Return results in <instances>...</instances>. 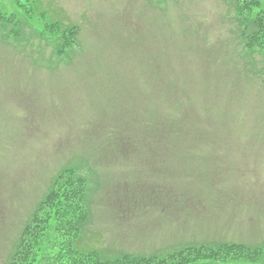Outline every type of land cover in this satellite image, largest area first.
I'll use <instances>...</instances> for the list:
<instances>
[{"label": "rangeland", "instance_id": "1", "mask_svg": "<svg viewBox=\"0 0 264 264\" xmlns=\"http://www.w3.org/2000/svg\"><path fill=\"white\" fill-rule=\"evenodd\" d=\"M35 1L48 20L76 25L78 44L69 61L56 60L42 22L23 23L6 4L14 15L0 24V264L69 165L89 180L81 248L115 257L234 241L264 251V61L243 47L232 1ZM189 108L210 112L217 145L146 138ZM192 127L208 137L202 121ZM112 129L111 140L94 142ZM182 147H197L191 165Z\"/></svg>", "mask_w": 264, "mask_h": 264}, {"label": "trees", "instance_id": "2", "mask_svg": "<svg viewBox=\"0 0 264 264\" xmlns=\"http://www.w3.org/2000/svg\"><path fill=\"white\" fill-rule=\"evenodd\" d=\"M231 1L243 47L253 58L254 55L259 54L264 61V6L261 0ZM6 4L13 5L19 11L23 23L33 22V19L40 20L42 22L40 33L46 43L53 48L56 60L69 61V49L78 44L76 25L48 20L45 13L37 8L35 0H0V24L3 25L12 21L14 15L13 12H7L11 9H8ZM2 14H8V18L3 17ZM240 70H243L246 76L254 72L250 68ZM199 113L196 109L189 108L179 117L172 116L164 122L163 131L158 134L149 133L146 138L162 144L172 141L181 144L188 140L193 146L217 145L220 141L213 128L215 120L210 112ZM200 121L206 127L205 134L209 132L208 137L195 133L192 122ZM115 132L117 131L112 129L107 132L108 136L99 134L94 138V142L105 144L107 138L111 140L115 137ZM121 137L122 135L119 138L121 152L119 154L124 157L129 149L121 147ZM196 150L197 147H182L177 149V153L186 158L190 153L193 156ZM191 155L188 160L191 159ZM191 161L192 159L187 164L191 165ZM147 167L145 166V169ZM177 167L180 168L178 165ZM81 170L82 165L66 166L54 177L45 195L38 201L29 220L22 227L8 264H198L234 261L256 264L263 256L260 248L226 241L188 244L171 251L166 250L161 254L123 252L115 257L106 256L94 249H82L77 242L84 224L89 219V204H87L89 185ZM138 191L139 194L146 192L144 187Z\"/></svg>", "mask_w": 264, "mask_h": 264}]
</instances>
